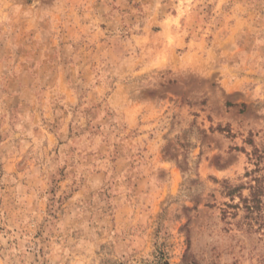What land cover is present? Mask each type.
<instances>
[{
	"label": "rangeland",
	"instance_id": "obj_1",
	"mask_svg": "<svg viewBox=\"0 0 264 264\" xmlns=\"http://www.w3.org/2000/svg\"><path fill=\"white\" fill-rule=\"evenodd\" d=\"M263 177L264 0H0V264H264Z\"/></svg>",
	"mask_w": 264,
	"mask_h": 264
},
{
	"label": "trees",
	"instance_id": "obj_2",
	"mask_svg": "<svg viewBox=\"0 0 264 264\" xmlns=\"http://www.w3.org/2000/svg\"><path fill=\"white\" fill-rule=\"evenodd\" d=\"M255 185L251 186L250 198H243L242 202L245 204V208L249 212H257L262 208V197L264 196V177L256 178ZM235 190L230 191V195L234 194Z\"/></svg>",
	"mask_w": 264,
	"mask_h": 264
}]
</instances>
